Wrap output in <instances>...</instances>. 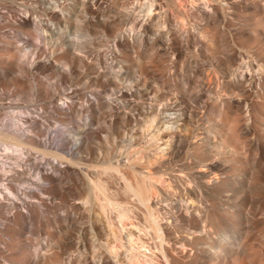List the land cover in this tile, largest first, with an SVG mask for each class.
<instances>
[{
  "label": "bare ground",
  "instance_id": "obj_1",
  "mask_svg": "<svg viewBox=\"0 0 264 264\" xmlns=\"http://www.w3.org/2000/svg\"><path fill=\"white\" fill-rule=\"evenodd\" d=\"M132 2L0 0V87L29 99L7 105L0 91V264H139L144 254L264 264V0H202L204 30L191 33L200 51L186 71L191 40L165 27L156 103L151 87L135 91L111 74L107 51L148 70L146 35L122 29L136 16ZM163 4L138 5L156 18ZM238 4L252 10L229 19ZM33 71L58 77V91L19 76ZM42 225L46 240L35 241L29 233Z\"/></svg>",
  "mask_w": 264,
  "mask_h": 264
},
{
  "label": "rangeland",
  "instance_id": "obj_2",
  "mask_svg": "<svg viewBox=\"0 0 264 264\" xmlns=\"http://www.w3.org/2000/svg\"><path fill=\"white\" fill-rule=\"evenodd\" d=\"M132 1L133 0H131V2ZM139 1L140 2L141 1L147 2V1H150V0H134L131 3V6L132 7H130V9H132L134 12H136V16H135V13H133V11L130 10L129 12L131 14V11H132V14H131V16L129 14V18L131 19L132 16H135V17L134 18L132 17L131 22L129 24H126L128 26V28L126 27V25H123L124 28H122V29H124V30L126 29L125 31L127 33H130L131 32L132 35L133 34L137 35L136 32L138 33L140 31L144 35H146L145 39L146 38L147 39L145 41V44L142 47V49L144 51V52H142L143 53L142 55H145L144 58H146V59H144V62L147 61L146 63H148V65H147L148 70L145 69V71H143L144 69H142V71H141L140 70V67L136 63H134L135 65L132 62H129L130 64H127L128 63V61L126 60L127 58L125 59L124 56H122L120 58V56L122 54H120L118 52H116V54L118 53V55L116 56V54L110 53V52L107 51V53L110 55V60L109 59L108 60L110 62H113L114 67H113V69L111 71L112 72L111 74H113L115 77H117L118 82L120 81L119 84H121L123 87H125V86L126 87H131V88L135 89V91H137V89H139V90L145 89L146 90L147 88H150L151 87L150 89H153V90H152L151 97H150V99L148 101L149 102H155L156 103V101H157V99L159 97V93H160L159 91L163 87V80L161 79V74H160L161 73V71H160L161 69H159V66H157L158 63L157 62L155 63L156 60H159L160 59L161 54H162V51H161L160 45H159V38H160V36L163 33L162 31L168 25L169 26L170 25H173V26H176V27L180 28V30L183 31L182 32L183 34H185L186 36L188 35L189 39L191 40L190 45H189V47L191 49H188V50L185 51V53H183L182 58H181L183 61L182 60L180 61V64L181 63L182 64L181 65L179 64V68L181 69V71L185 70L186 68H188V69L191 68V67H188V66H192L193 65L191 63H192V61H194L193 60L194 59L193 57H195V52H199L200 51V49H197L199 46L196 44V41L199 40V36H194L191 33L195 29L197 31L196 33H198L199 31L197 30V28L200 29V30H204V26H205V20L200 17V10L197 8V6L202 2V0H174V1L173 0H156V1L161 2V3L163 2L165 4V6L163 4V8H165L167 10V11H165L166 13H164V9H162L163 10V13L159 14L156 18L154 17L155 19H158V21L160 23H162L161 25H157L159 23L158 21H157L158 23L156 22L157 24L154 23L155 19L153 18L152 15H154L153 13H155V11H152V12L151 11L150 12L149 11H146L147 14L142 9L140 11V8L141 7L138 5L140 3ZM212 2H213V0H211V3ZM133 4H134V6H133ZM135 4H136V6L138 5L139 7L138 6L136 7ZM236 5L235 6H230V8L228 6L226 12L228 14L227 16H228L229 19H232L233 16H234V14L236 13L234 11H239V9L240 10L242 9L244 12L245 11L249 12V11L252 10L248 6H245V5L241 6V5L238 4L241 8L239 6H236ZM138 14H139V16H138ZM162 14L164 16L166 14L167 15L168 14H171V15H168L170 17L169 18V17H164ZM142 15H143V17H142ZM144 15L146 16V18H148L151 15L150 17H152L153 20L151 21L152 18L150 19V17H149L148 18L149 21H148L146 18H144ZM147 15H148V17H147ZM136 17H138L137 20H139V22L136 20ZM142 18L145 19V20H143ZM159 18L161 20L163 19L164 21L162 22ZM166 18L167 19H170V21H171L172 24ZM165 20H167V21L165 22ZM141 21H144V25L143 26L140 25V24H142ZM146 21L148 22V25H147V22ZM121 22L122 21H118V24H121ZM150 22H153L155 25H153V23H150ZM168 22H169V24H168ZM146 25H147L148 28L145 27ZM141 28H143V29H141ZM139 29H140V31H139ZM25 47L27 48L28 46H25ZM206 50L209 51L210 50V47L209 46H206ZM153 56H156V60L155 61H154V58L155 57L153 58ZM142 57H141V59H143ZM32 58H33V55L31 54L29 60H31ZM123 58H124V60H123ZM191 58H193L192 61H191ZM117 59H118V61L119 60H121V61L118 62ZM189 60H190V62H189ZM116 61H117V63H115ZM102 63L103 64L106 63L105 60H102L101 64ZM189 63H190V65H189ZM131 64H132V66H131ZM186 64H188V65H186ZM128 65H130V67H128ZM184 65H186V66H184ZM44 72H46V71H44ZM44 72L43 71H40V72L39 71H35V72L33 71V72H31V74H19V76L23 77L29 83H30V81L33 82V83H35L37 81L36 80V77H38V76H39L40 80H42L44 78L43 80H46L47 82L44 81L43 83L46 86L50 84L47 87L48 88H51V90H53L56 93L58 91V89L55 90L56 89L55 87L58 86L57 85L58 84L57 81L60 83L59 78L58 77L48 76L50 74L48 72H46V73H44ZM36 75H38V76H36ZM49 77H51V78H49ZM45 82L46 83H49V84H46ZM71 83L72 82H70L68 84V82H64L62 84H63V87L64 88H68L70 86H74L73 84L71 85ZM135 83H137V84H135ZM55 84H56V86H55ZM136 85H138L141 89L138 86H136ZM52 87L55 88V89H52ZM3 89L4 88L0 87V91H3ZM31 92H33V90ZM134 92L132 93L133 95L130 94L129 99L130 100L133 99V101H134V100H136L138 98L137 100H139V95L135 94L136 96H134ZM183 92L186 93L187 95H189L191 97V99H193L195 97V93L194 92H191V90H189V89H183ZM3 94H4V99H3L4 102L2 100H1V102L6 103L7 105H10L12 103L15 104L17 102H22V101L23 102H27V100H29L28 97L27 98L26 97H23V98L20 99V97H18L15 94V92L13 93L12 91L5 90V91H3ZM7 95H9L8 96L9 98L7 97ZM5 101H7V102L9 101V102L7 103ZM147 106L149 107L150 104L147 105ZM7 110H13V106L7 107L6 111ZM6 111H4V112H6ZM48 122L50 123V125L53 128H55L56 126H58L56 129H60V127H61V125L54 118H50L48 120ZM151 167L153 169H156L157 170L158 167H159V164L157 162L154 163V164L152 163L151 164ZM156 172H158V173H156ZM156 172H153L152 175H151V177L156 181V183L158 185L164 186L167 183L166 178H165L167 175L164 176V174L162 175L161 172H160L161 174L159 173V171H156ZM31 177H32V179L36 180L37 179V173L35 172ZM117 188H118V183H116V182L112 183V189H117ZM168 189L171 190L170 188H168ZM172 193H174L173 190H172ZM121 195L124 196L123 194H121ZM172 197H175L176 198V196L174 194L172 195ZM59 199L60 198H57V200H59ZM158 208H159L157 210V216H158V218L159 219H162L164 221H167L168 218L166 216H164V214L162 213L160 207H158ZM61 212H64V211H61ZM49 228L50 229H52V228L54 229V225L50 224L49 225ZM47 231H48V229L45 227V225H42V227L38 231L30 232L29 234L32 236L33 239H35V241L38 240V238H39L40 242H45L46 237L48 235ZM43 232H45V234ZM146 237L149 239V241H151L153 243L159 242V238H157L153 234L152 230L149 227H147ZM134 242H135V244H136L137 247H138V245H141V244H138V241L136 239L134 240ZM140 248H141V250L147 251V253H153L152 250H155V252L160 253L158 251V249L157 248L154 249L152 247V245H146V246L142 245V246H140ZM144 255H145L146 258H144L142 256H140L138 258L139 259V262H138L139 264H166L167 263L166 260H165V258L163 256H160V255H157L156 256L155 255L156 257L154 259H151L149 255H146V254H144Z\"/></svg>",
  "mask_w": 264,
  "mask_h": 264
}]
</instances>
